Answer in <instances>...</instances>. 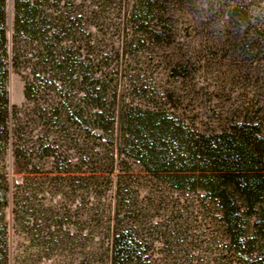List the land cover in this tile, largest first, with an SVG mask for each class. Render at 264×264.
<instances>
[{
	"label": "trees",
	"instance_id": "1",
	"mask_svg": "<svg viewBox=\"0 0 264 264\" xmlns=\"http://www.w3.org/2000/svg\"><path fill=\"white\" fill-rule=\"evenodd\" d=\"M10 1L0 0V264H9L7 209L17 230L34 221L35 175L41 174L35 168L54 160L50 173L64 180L77 173L64 169L71 167L61 161L65 150L99 147L98 141L112 159L99 173H118L109 264H264L260 120L245 117L219 132H201L161 106L118 101L129 92L120 89L118 74L126 57L133 58L126 49L159 36L162 0L127 4L132 34L113 85L110 73L96 70L84 54L75 0H12V13ZM235 4V13L222 15L231 24V43L250 53L262 47L257 52L264 54V5L253 12L246 0ZM12 73L25 76L22 108L11 104ZM6 168L24 175L23 183L11 184Z\"/></svg>",
	"mask_w": 264,
	"mask_h": 264
},
{
	"label": "rangeland",
	"instance_id": "2",
	"mask_svg": "<svg viewBox=\"0 0 264 264\" xmlns=\"http://www.w3.org/2000/svg\"><path fill=\"white\" fill-rule=\"evenodd\" d=\"M237 1L162 0L159 8L165 14L157 29L159 36L145 45L135 41L126 49L133 58L127 56V67L118 71L120 89L129 91L122 92L120 105H158L174 120L201 132H219L245 117L259 119L264 128V54L257 52L262 47L250 53L251 48L232 44L231 24L228 17H222ZM246 1L253 12L264 5V0ZM75 2L84 54L96 70L110 73L107 82L113 85L126 35L132 34L125 19L131 0ZM10 3L12 13V0ZM24 88L25 76L12 73L9 93L13 107L25 104ZM44 97L42 92L37 99L41 102ZM116 129L120 130L118 123ZM97 144L99 147L81 145L65 150L61 161L71 167L64 169L77 173L64 180L50 173L57 165L54 160L35 168L41 174L35 175L30 228L24 225L17 230L11 210L6 211L9 264H109L118 173L111 177L99 173L111 168L112 159L108 145ZM130 166L139 168L133 163ZM6 171L11 184L23 183L24 175L16 174L14 168ZM172 196L163 195L165 199Z\"/></svg>",
	"mask_w": 264,
	"mask_h": 264
}]
</instances>
